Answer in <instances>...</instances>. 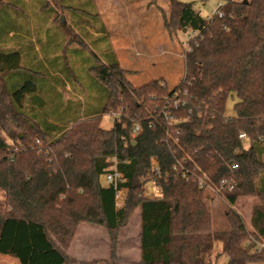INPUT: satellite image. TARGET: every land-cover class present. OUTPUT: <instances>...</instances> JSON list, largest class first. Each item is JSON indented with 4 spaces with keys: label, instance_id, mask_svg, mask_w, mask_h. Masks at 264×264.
<instances>
[{
    "label": "trees",
    "instance_id": "obj_1",
    "mask_svg": "<svg viewBox=\"0 0 264 264\" xmlns=\"http://www.w3.org/2000/svg\"><path fill=\"white\" fill-rule=\"evenodd\" d=\"M42 1L0 0V255L19 264H74L68 250L80 226L90 224L111 240V260L102 262L119 264L121 232L139 211L141 264H212L218 244L228 264L264 263V0H227L212 19L170 0L166 26L195 34L173 89L162 80L134 86L104 24L80 14L84 0H60L59 9L73 15L94 51H78L75 70L59 61L50 66L54 74L42 61L37 76L25 70L24 51L38 52L18 40L27 32L18 16L20 8H46ZM59 85L83 96L84 110L56 92ZM231 96L238 99L233 118L226 117ZM117 112L120 119L105 130L103 115ZM112 166L121 180L105 186L101 178ZM149 183L157 195L147 193ZM123 189L128 198L118 209ZM208 189L231 206L259 198L252 231L231 210L230 229L214 232Z\"/></svg>",
    "mask_w": 264,
    "mask_h": 264
},
{
    "label": "rangeland",
    "instance_id": "obj_2",
    "mask_svg": "<svg viewBox=\"0 0 264 264\" xmlns=\"http://www.w3.org/2000/svg\"><path fill=\"white\" fill-rule=\"evenodd\" d=\"M179 1L193 4L194 10L204 18L213 17L218 10V4L226 2V0ZM45 2L47 7L44 9H42L43 3H41L42 5H35L33 10L28 7L20 8L21 12L18 16L25 28L24 30L28 33H21L18 40L25 46L29 44L28 46L38 52L36 53L26 47L27 50L24 51L25 56L23 57L24 69H30L35 76L43 72L39 69L40 61L46 62V67L52 74L55 72L51 71L50 66L56 65L57 61L61 63L62 67L67 64L68 68L72 67V70H75V67L81 66L80 61L83 57L77 58L76 53L82 50L83 54H89L95 49H93L92 38L85 36L74 26L73 15L59 9L60 0H46ZM75 2H79V0H74ZM80 2L79 5L83 4L81 15L87 19H93L92 25L94 26H100L102 23L106 27L109 43L112 44L121 68L128 72L127 78L134 86H143L155 80H162L169 89H173L181 83L185 75V57L190 50L189 43L195 34L191 31H176L172 23L170 24L171 30L166 26V21L170 23L172 19L170 0H92V3L89 0H84ZM52 8L59 13V21L55 20L57 14L51 10ZM94 14L99 15V21L95 22V19L91 18ZM63 18L65 24L62 21ZM67 25L72 30H68ZM77 35L81 38L80 40ZM81 41H84L89 47L82 45ZM100 49H104V47H100ZM35 59L37 61H34ZM77 60L79 61L78 65ZM34 64L35 67H33ZM49 72L43 73L44 77H48ZM72 74L73 76L77 75L76 72ZM55 91L63 94L65 99L75 97L77 103L83 106L82 110L86 107L83 96L77 92H69L68 87L66 91H63V87L59 85ZM44 92H41L43 93L41 95L44 96ZM237 102L236 96L229 97L226 104V117L233 118L236 116L235 105ZM90 104L94 103L91 102ZM56 106L59 104H55ZM82 110L80 108V112ZM72 116L75 115H69V117ZM102 127L105 130H111L114 127V121L109 118L108 114L103 115ZM101 182L107 186L104 176L101 178ZM146 190L152 196L159 193L153 183H149ZM123 191L126 192V196L123 203L120 204L118 196ZM207 194L212 201L209 202L208 206L213 218L214 232H224L230 229L227 213L231 210L240 213L248 229L252 231L249 218H251L254 208L260 205L261 200L259 198L242 197L234 206H231L215 191L208 189ZM118 196L116 205L118 209H122L125 207L128 198V190H121ZM1 198L2 192L0 191ZM76 239L75 245L68 250V255L74 264H105L102 261L111 257V240L105 228L82 224ZM139 241L140 213L137 211L129 226L121 232L118 247L119 264H141ZM248 243L247 250L249 252L255 251V243L257 242L251 240ZM211 262L212 264H228L227 256L222 254V244H218Z\"/></svg>",
    "mask_w": 264,
    "mask_h": 264
},
{
    "label": "built area",
    "instance_id": "obj_3",
    "mask_svg": "<svg viewBox=\"0 0 264 264\" xmlns=\"http://www.w3.org/2000/svg\"><path fill=\"white\" fill-rule=\"evenodd\" d=\"M224 4L225 3H219L218 4V10L214 13L213 17L216 16V15H219V16L222 15L221 14V9L224 6ZM213 17H210L208 19H212ZM175 106L178 107V104H176ZM120 117H121L120 112L110 113L109 114V118L112 121H114V122H116L117 120H119ZM139 131H140V126H136V128L134 129L133 134H132V138L133 139L137 136V134H138ZM241 138H245V135H241ZM111 162L115 164L117 162L116 158H112L111 159ZM232 168L235 169L236 168V165H233ZM104 180H105V183L107 185H111V184H115L116 185L117 182L121 180V174L119 172H117L115 166H112L109 169V172L106 175H104ZM230 188L232 189V187H230ZM211 190H213V189H211ZM262 248H263V245L260 246L259 250H261Z\"/></svg>",
    "mask_w": 264,
    "mask_h": 264
},
{
    "label": "crops",
    "instance_id": "obj_4",
    "mask_svg": "<svg viewBox=\"0 0 264 264\" xmlns=\"http://www.w3.org/2000/svg\"><path fill=\"white\" fill-rule=\"evenodd\" d=\"M123 190H125V189H123ZM249 221H251V218H249ZM76 237H77V235H76ZM76 237H75V240L73 242V245H75V241L77 240ZM139 244H140V241H139ZM255 250H256V248H255ZM0 264H19V262L17 260H15V259L9 257V256L0 255ZM262 264H264V263H262Z\"/></svg>",
    "mask_w": 264,
    "mask_h": 264
},
{
    "label": "water",
    "instance_id": "obj_5",
    "mask_svg": "<svg viewBox=\"0 0 264 264\" xmlns=\"http://www.w3.org/2000/svg\"><path fill=\"white\" fill-rule=\"evenodd\" d=\"M62 21H63L64 24L66 23L64 18L62 19Z\"/></svg>",
    "mask_w": 264,
    "mask_h": 264
}]
</instances>
